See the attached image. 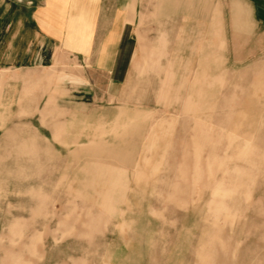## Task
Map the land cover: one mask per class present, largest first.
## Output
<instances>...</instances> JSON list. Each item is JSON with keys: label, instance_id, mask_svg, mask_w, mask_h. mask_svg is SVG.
<instances>
[{"label": "rangeland", "instance_id": "374dc122", "mask_svg": "<svg viewBox=\"0 0 264 264\" xmlns=\"http://www.w3.org/2000/svg\"><path fill=\"white\" fill-rule=\"evenodd\" d=\"M134 16L123 46L0 29V264H264V33L240 0Z\"/></svg>", "mask_w": 264, "mask_h": 264}, {"label": "crops", "instance_id": "0c3cea01", "mask_svg": "<svg viewBox=\"0 0 264 264\" xmlns=\"http://www.w3.org/2000/svg\"><path fill=\"white\" fill-rule=\"evenodd\" d=\"M240 2L248 16L249 36L263 35L264 0ZM0 6V29L8 47L14 38L15 46L25 48L111 47L124 45L123 32L136 22L129 14L138 13L139 0H0ZM99 31L106 33L102 37ZM99 38L104 43H96Z\"/></svg>", "mask_w": 264, "mask_h": 264}]
</instances>
